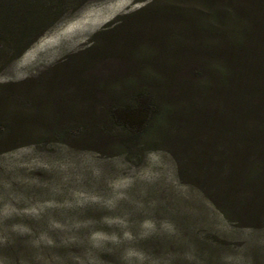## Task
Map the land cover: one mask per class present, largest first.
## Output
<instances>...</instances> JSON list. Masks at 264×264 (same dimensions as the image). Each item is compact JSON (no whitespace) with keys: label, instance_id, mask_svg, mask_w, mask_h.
Returning a JSON list of instances; mask_svg holds the SVG:
<instances>
[{"label":"trees","instance_id":"obj_1","mask_svg":"<svg viewBox=\"0 0 264 264\" xmlns=\"http://www.w3.org/2000/svg\"><path fill=\"white\" fill-rule=\"evenodd\" d=\"M69 1L2 0L0 68L81 6L71 0L65 9ZM71 60L68 95L28 114L31 126L42 119L39 131L51 142L101 137L115 152L147 146L168 153L177 179L226 220L264 223V0H146L40 79L49 85ZM103 63L108 72L84 78ZM8 130L31 129L1 127L0 134Z\"/></svg>","mask_w":264,"mask_h":264},{"label":"rangeland","instance_id":"obj_2","mask_svg":"<svg viewBox=\"0 0 264 264\" xmlns=\"http://www.w3.org/2000/svg\"><path fill=\"white\" fill-rule=\"evenodd\" d=\"M77 1L76 11L0 68V128L31 129L0 134V264H264V223L226 220L177 179L168 153L147 146L115 152L101 137L51 142L39 131L42 119L31 126L28 114L67 96L63 84L76 78L72 60L49 85L43 73L146 0ZM108 68L103 63L84 78ZM26 100L34 111L22 107Z\"/></svg>","mask_w":264,"mask_h":264}]
</instances>
